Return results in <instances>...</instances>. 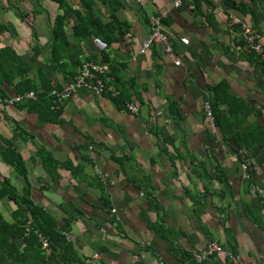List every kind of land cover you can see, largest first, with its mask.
I'll use <instances>...</instances> for the list:
<instances>
[{
    "label": "crops",
    "instance_id": "1",
    "mask_svg": "<svg viewBox=\"0 0 264 264\" xmlns=\"http://www.w3.org/2000/svg\"><path fill=\"white\" fill-rule=\"evenodd\" d=\"M125 1L118 14L131 30L110 51L120 64L118 85L140 113L85 89L59 106L61 120L55 123L41 121L21 103L0 109V137L10 139L23 155L32 199L66 228L85 264H195L193 253L209 239L240 253L243 264H264V196L242 178L236 144L224 139L204 107L214 97L213 87L223 81L230 97L248 104L251 113L244 123L235 118L236 128L230 126L233 118L225 104L220 120L228 132H249L244 138L253 144L242 150L255 162L252 180L264 186V142L259 143L264 135V66L243 44L249 42L243 29L249 16L231 9V0L203 1L197 10L182 0L179 5L176 0ZM253 1L264 45V0ZM34 2L0 0V25L7 27L0 31V46L13 45L33 65L32 75L43 68L64 85L69 80L46 60L51 43L47 10L52 19L57 4L44 0L47 10L35 12ZM160 10L168 12L165 31L183 57L180 65L162 47L140 53L152 29L150 16ZM21 12L28 13L25 20ZM69 39L72 59L97 57L106 48L98 38ZM35 44L42 53L34 50ZM5 87L8 95L15 94ZM16 125L24 136L16 133ZM40 146L61 163L56 175L44 168ZM79 166L81 172L71 170ZM95 167L108 179L100 178ZM0 176L10 177L22 190L24 178L1 155ZM193 196L201 202L196 204ZM16 208L0 185V213L14 222ZM95 252L101 257L93 258ZM0 264L17 263L0 254ZM48 264L61 262L54 258ZM201 264L231 263L227 256L213 255Z\"/></svg>",
    "mask_w": 264,
    "mask_h": 264
},
{
    "label": "trees",
    "instance_id": "2",
    "mask_svg": "<svg viewBox=\"0 0 264 264\" xmlns=\"http://www.w3.org/2000/svg\"><path fill=\"white\" fill-rule=\"evenodd\" d=\"M57 4V12L51 19V11L45 9L44 0H35L33 3L34 11L47 10L50 19L51 43L49 45L50 54L46 59L53 69L61 74L64 79L72 80L78 74L80 66L84 62L93 61L100 64H107L109 72L106 75V82L114 84L120 89L118 96L112 99L119 105L125 106L127 101L131 100V95L119 87L121 75L116 71L120 64L114 60L111 55V47L114 44L123 42L124 38L131 30V24L128 20L121 19L118 12L126 8L125 0H51ZM203 1L208 0H182V4L193 5L195 10L202 6ZM231 9L242 12L247 25L251 28H257V13L254 9V1L250 3L231 0L228 1ZM106 6L107 9H104ZM108 11V12H107ZM28 13L21 12V20H25ZM52 17V16H51ZM149 21L148 17H145ZM166 22V18H165ZM239 23V22H238ZM235 23L234 28L241 24ZM7 27L0 25V31L4 32ZM81 41H89L93 38L100 39L106 44V48L100 51L97 57H87L84 59H72L70 46L72 45L69 36ZM249 46L248 43H243ZM34 50L42 53L39 45H34ZM249 49V47H248ZM251 50V49H249ZM256 60L262 62L264 66V57L262 54L251 50ZM125 67V65L123 64ZM33 65L26 62L22 55L13 45L4 44L0 46V94L6 96L7 89L10 87L15 93H26L35 91L37 98L28 99L24 107L37 112L43 122H58L62 114V108L55 104V96L52 95L54 89L62 88V85L55 83L50 74L43 68H39L34 75ZM100 76H103L100 74ZM104 77V76H103ZM229 86L226 82H219L213 87L214 97L210 101L214 116L215 125L219 126L224 133V139L228 143H235L236 149L240 150L249 147L253 143L244 138L247 131L228 132L227 128L220 120L225 112L220 106L225 104L229 107L231 119L230 126L236 128L235 118L238 122L244 123L245 118L251 113V110L243 100L229 96ZM134 102V101H133ZM237 105L234 108L233 104ZM221 112V114H220ZM17 134L24 136L26 134L18 125L15 126ZM28 136V135H27ZM263 140L259 143L264 142ZM249 137V136H247ZM37 154L42 159V163L47 172L52 176L56 175V170L61 163L58 162L52 153L45 147L40 146ZM0 155L5 163L12 166L16 173L24 178V186L20 191L10 177L0 176V185L8 192V197L17 204L13 211L15 221H7L0 213V254H5L11 261L17 264H48L54 258H58L61 264H85L75 246L73 239L66 236V228H60L56 218L42 205L34 202L31 197V183L28 180V170L26 161L21 152L16 148L12 141L4 136L0 137ZM76 173L83 170L82 167H71ZM195 203L201 202L200 198L193 196ZM42 237L49 243L50 252L43 247ZM22 239V245L17 240ZM228 247V246H227ZM229 248V247H228ZM234 251L233 249L229 248ZM201 264V263H200Z\"/></svg>",
    "mask_w": 264,
    "mask_h": 264
},
{
    "label": "built area",
    "instance_id": "3",
    "mask_svg": "<svg viewBox=\"0 0 264 264\" xmlns=\"http://www.w3.org/2000/svg\"><path fill=\"white\" fill-rule=\"evenodd\" d=\"M143 0H137V2H142ZM177 5L181 4V0H176ZM168 17V12L166 10L154 12L150 16V21L152 29L148 38L143 41L140 53H144L152 48L162 47L165 54L173 55L175 62L180 65L183 62V57L175 48L173 41L171 40L169 34L165 31V18ZM243 29L248 35L249 48L262 54L264 57V45L261 42V34L251 28L246 23H243ZM109 72V66L107 64H100L93 61L84 62L79 70L76 77L69 80L60 89H54L52 95L55 96L54 102L59 106L62 105L66 100L70 99L75 93L82 89L89 90L95 94L101 95L105 94L111 98L116 97L120 93V89L113 84H108L106 81V75ZM102 74L103 76H100ZM37 98V93L35 91H28L26 93H15L14 95L2 96L0 94V109L4 107L14 106L16 104L24 103L28 99L35 100ZM126 109L138 114L140 113L139 106L133 101H127L125 105ZM205 111L211 120L213 126H215L214 116L212 112L211 103L207 100L204 103ZM92 150V147H90ZM234 157L239 161L241 176L243 179L250 181V189L260 196H264V186L258 185L252 180L255 162L251 156H249L244 150L234 151ZM95 173L105 180L108 179L107 174L104 173L99 168L95 167ZM113 211H116L113 208ZM69 238V234L66 233ZM43 247L50 252L49 243L46 238L42 237ZM213 255H224L227 256L231 264H243V258L240 253L230 250L225 244L221 243L217 239H209L206 247L201 251H196L192 255V261L195 264L202 263L206 258ZM99 252H95L93 258H100ZM90 259L87 260V262ZM160 264H169L161 261Z\"/></svg>",
    "mask_w": 264,
    "mask_h": 264
},
{
    "label": "rangeland",
    "instance_id": "4",
    "mask_svg": "<svg viewBox=\"0 0 264 264\" xmlns=\"http://www.w3.org/2000/svg\"><path fill=\"white\" fill-rule=\"evenodd\" d=\"M49 16V15H48ZM51 18V15L49 16ZM29 19V18H28Z\"/></svg>",
    "mask_w": 264,
    "mask_h": 264
}]
</instances>
